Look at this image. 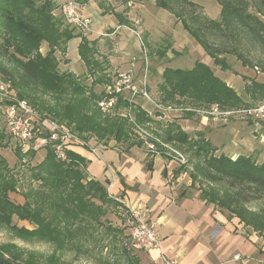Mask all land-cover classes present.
<instances>
[{
    "label": "rangeland",
    "instance_id": "1",
    "mask_svg": "<svg viewBox=\"0 0 264 264\" xmlns=\"http://www.w3.org/2000/svg\"><path fill=\"white\" fill-rule=\"evenodd\" d=\"M47 1L21 0V4L12 6L10 0H0V6L10 20L12 16L15 24L20 21L21 27L27 24L34 30V36H28L16 25L14 34L9 30L2 34L0 76L12 81L16 93H21L22 98L48 116H53L52 108L55 105H67L75 96L86 101L89 96L88 101L94 105L91 111L100 112L98 121L100 123L102 120V126L107 120L120 121L123 127L118 134L119 139H114V132L107 131L98 141V136L86 130L79 133L83 140L100 143L114 140L116 144L127 148H143L142 139L137 133L141 132L158 148L179 153L184 159L181 166L199 194L223 208L215 195L217 192L218 195L227 194L224 186L210 181L201 171L204 155L219 154L214 143L206 140L204 134L198 131L197 124L203 118L252 124L249 118L234 111L244 106H254L264 97L261 88L264 85V42L253 41L242 29H236L230 35L227 32L217 35L209 32V28L205 30L201 27L202 31L205 30L208 42L220 50L218 58L222 64L216 65L180 21L169 11L155 5L153 0L83 1L81 12L91 23V30L86 34L65 22L58 1L49 0L52 3L50 6H47ZM245 1V11L258 17L264 28V0ZM168 2L192 26H197L195 18L201 24L208 20H220V5L216 0ZM186 2H192L194 7ZM42 6L45 9L40 12ZM0 30L4 32V29ZM47 58L53 59L57 65L54 68L44 67L43 72L38 71L34 64ZM196 61L208 64L217 76L231 86L239 98L236 104L228 109L215 102L197 105L191 104L185 96L176 97L179 103L164 105L159 101L158 86L162 83V70L165 67L190 68ZM28 68L33 72L30 73ZM120 72H130L135 83L146 87L150 98L158 106L141 96L120 94L116 96L112 107L103 111L98 102L106 96L108 87ZM66 73L74 78L72 86L75 88L79 85L81 90L74 89L72 93L60 91L58 84L64 80L62 75ZM212 104H217L222 113L205 115L199 112V109H208ZM62 121L74 130L73 122L66 119ZM4 123L1 107L0 135L3 134L2 143L5 146L0 148V155L11 168L9 173L2 168V173H11L16 178L17 191L9 192L8 195L12 201L22 203L24 197L21 190L24 191L30 183L28 166L39 162L45 151L31 155L30 151L22 152L20 149L25 155L21 160L16 154V149L20 147L15 145ZM263 128L255 133L260 140V151L256 156L247 155L256 166L264 165ZM173 134L176 137L169 136ZM179 134H184V139L180 140ZM195 152H199V155ZM77 168L83 170L80 165ZM82 173L86 175L82 181L85 183L90 178L85 170ZM38 182H31L32 186ZM86 198L92 202L96 214L99 209L104 210L100 217L102 225L87 226L85 236L75 238L71 247L35 235L24 238L6 227H0V246L9 248L23 264H158L148 256V251L132 246L126 228V214L118 201L109 194L107 201H101L99 194L93 190ZM243 206L254 216L264 215V194ZM222 210L229 219H237L239 227H235V233H239L246 241L253 240L255 256L246 255L245 258L263 264L264 227L252 226L245 218L239 222V217L231 214L232 210L235 211L233 206ZM11 224L17 228H35L33 223L14 215L11 216ZM108 225L111 229H107Z\"/></svg>",
    "mask_w": 264,
    "mask_h": 264
},
{
    "label": "trees",
    "instance_id": "2",
    "mask_svg": "<svg viewBox=\"0 0 264 264\" xmlns=\"http://www.w3.org/2000/svg\"><path fill=\"white\" fill-rule=\"evenodd\" d=\"M153 1L155 5L169 11L180 21L216 65L222 64V61L218 58L220 50L208 42L204 32L208 28L210 29L209 32L218 33L217 35L226 32L230 35L234 30L242 29L248 33L253 41L264 42V28L260 25L261 21L258 17L245 11V0H216L220 5V20H208L201 24L198 21L199 19L195 18L196 20L194 21L197 26H192L186 19L181 18L179 10H175L169 4L168 1L171 0ZM10 2L12 6L21 4V0H10ZM47 3V6L52 4L49 0ZM186 3L190 4L192 8L194 7L192 2ZM44 9V6H42L40 12ZM19 23L20 21L15 24L12 16L10 20L7 12L0 6V29H4L3 33L0 30V37L8 30L11 34H14L16 25L20 29L22 28L24 32L21 31L24 34L33 35L34 30L32 27L27 24L21 27ZM13 24L15 25L13 26ZM201 27L205 30L202 31ZM56 65L53 59L47 58L39 60V62L34 64V67L38 71H42L44 67L54 68ZM220 67L222 68V66ZM28 70L30 73L33 72L29 68ZM62 76L64 80L58 84L60 91H70L72 93V91L75 92L74 89L76 91L81 90L79 85L75 84V88L72 86L74 78L70 73ZM161 78L162 83L158 86L160 92L159 101L164 105L179 103L180 101L176 97L185 96L191 104L198 105L215 102L219 106L228 109L239 100L231 86L224 79L217 76L208 64L202 61H196L190 68L186 69L165 67L162 70ZM53 79L58 78L53 77ZM11 83L14 87L12 81ZM65 84L66 86H64ZM261 88L264 93V85ZM245 90L247 91V89ZM17 94L19 97H23L21 93ZM89 99V96H87L86 101L81 97L75 96L67 105H55L52 108L53 116L51 117L59 122H63L62 119H66L70 123L73 122L74 130L71 129L80 138H82L79 134L80 132L89 130L95 136H98V141H101L107 131L110 133L114 132V139H119L118 134L123 127V123L105 120V126H102V120L100 123L98 121L100 112L97 110L91 111L94 105L88 101ZM169 136L176 137L174 134ZM184 137V134L178 135L180 140L184 139ZM2 139L3 134L0 135V148L5 146V143H2ZM201 142H204L203 139ZM16 151L18 152L16 153L17 156L22 160L25 155L20 152V148H17ZM29 154L33 155L34 152L30 151ZM66 154V161L58 160L48 147L39 162L28 166L30 183L24 191L21 190L24 197L22 203H16L9 198L8 193L17 191L18 183L11 173L9 175L6 172L2 173V168L6 169L5 171L8 173L11 168H8L5 159L0 155V227L10 228L17 235L24 238L35 235L48 241L61 242V244L71 247L75 238L85 236L87 226L91 224L92 226L102 225L100 217L104 214V210L99 209L98 214H96L95 208L91 204L92 202L86 197L93 190L99 194L101 201H107L106 184H108V180L105 179L101 182L90 178L83 183L82 181L86 176L82 173L85 170L84 158L70 149L66 150ZM195 154L199 155V152H195ZM202 161L204 162L201 170L203 176L210 181L218 183V185L224 186L226 190L227 194L218 195L217 192V196L215 195L217 201L222 202L221 206L224 209H229L233 206L235 211L232 210L231 214L233 216L236 214L239 217V222H242L245 218L248 224L262 229L264 227V215L256 214L254 216L251 212H247L243 205L260 198L264 194V165L256 166L250 161L249 156L246 155H238L232 159L222 153L219 155H204ZM79 165L83 170L77 168ZM147 167L150 168L149 163H147ZM35 180L39 182L36 186H32L31 182ZM200 196L206 201H212L201 194ZM12 215L18 217V219L28 220L35 225V228L30 230L24 227L17 228L16 225L11 224ZM107 229H111V226L108 225ZM0 264L23 263L18 261L9 248L0 246Z\"/></svg>",
    "mask_w": 264,
    "mask_h": 264
},
{
    "label": "crops",
    "instance_id": "3",
    "mask_svg": "<svg viewBox=\"0 0 264 264\" xmlns=\"http://www.w3.org/2000/svg\"><path fill=\"white\" fill-rule=\"evenodd\" d=\"M197 129L214 143L218 154L232 159L256 156L260 151V140L246 121L203 118ZM69 148L84 158L89 178L108 180L110 196L150 208L160 237L159 247L147 252L154 262L256 264L245 258L255 256L253 240L246 241L234 232L239 227L237 219H229L219 206L202 198L176 159L153 156L136 146H120L114 140L105 144L87 140L86 145L76 143Z\"/></svg>",
    "mask_w": 264,
    "mask_h": 264
},
{
    "label": "built area",
    "instance_id": "4",
    "mask_svg": "<svg viewBox=\"0 0 264 264\" xmlns=\"http://www.w3.org/2000/svg\"><path fill=\"white\" fill-rule=\"evenodd\" d=\"M53 1L59 2V11L67 24L80 29L85 34L90 32V20L83 16L81 6L84 5L83 1L90 2L93 0ZM120 94H128L131 97L141 96L151 101L155 106H158L150 98L147 88L135 83L130 72H120L114 78L110 87H108L106 96L98 102L100 108L105 112L108 111L115 102L116 96ZM1 107H3L4 124L8 133L15 141V145H18L22 152L33 151L35 153L46 151V148L49 147L56 159L66 161V150L70 149V145L76 143L86 145V141L80 138L71 127L42 113L27 100L19 97L11 81L2 78V76H0ZM199 112L205 115L222 113L217 104H212L208 109H199ZM234 112L250 119L254 133H258L260 128L264 127V97L254 106H244L236 109ZM137 133L140 139H142L143 149L148 154L170 157L176 159L179 163H183L184 159L179 153L158 148L149 138L144 136L145 134L141 132ZM164 147L167 146L165 145ZM91 151L96 152L95 149H91ZM113 198L121 204L126 214V228L132 246L146 251L159 247L158 226L156 222L151 220L150 208L142 202L130 204L119 196ZM239 257L236 254L235 258L238 259ZM167 264H175V261H169Z\"/></svg>",
    "mask_w": 264,
    "mask_h": 264
}]
</instances>
